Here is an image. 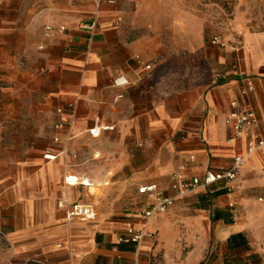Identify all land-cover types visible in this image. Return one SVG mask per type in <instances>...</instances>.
Listing matches in <instances>:
<instances>
[{"label": "crops", "instance_id": "1", "mask_svg": "<svg viewBox=\"0 0 264 264\" xmlns=\"http://www.w3.org/2000/svg\"><path fill=\"white\" fill-rule=\"evenodd\" d=\"M13 1L8 19H3L0 27L15 33L17 0ZM131 1L93 0L85 15L78 12L80 6L73 0H63L58 6L64 11L53 20L57 31L44 38L57 54L53 60L58 76L54 145L36 149L44 152V157L37 153L6 170L0 169V230L17 258H40L46 264H145L142 257L148 254L151 243L150 251L157 242L156 229L161 228L165 236L166 213L187 201L197 206L195 212L201 222L213 219L217 223L218 234L226 242L243 234L247 226L237 222L234 208L236 213L239 208L245 211L253 220L252 228L264 219V201L259 200L264 197L261 148L247 158L232 194L223 182L201 186L149 222L154 240L147 238L139 246L119 241L129 227L146 224L142 214L152 202L139 192L141 186L154 183L167 196H174L172 174L181 172L189 179L203 177L209 169L230 168L236 155L247 153L250 134L231 141L233 131L226 118L233 109L232 101L241 105L245 102L240 94V74L255 73L252 54L256 38L240 32L234 42L226 40L227 48L218 47L217 66L222 72L186 87L165 83L152 70L150 61L173 27V15L167 13L168 19H161L164 16L158 15L160 10H154L161 8L160 0H150L154 3L152 10L145 8L146 0H137L142 7L130 12L124 5L130 6ZM48 21L41 16L38 26ZM259 75L251 76L256 88L250 100L264 135V72ZM120 78L128 83L116 86ZM119 94L124 96L115 103ZM15 99L16 91L0 90V108H11ZM59 122L71 126L57 130ZM107 126L113 129L103 130ZM94 128L102 129L99 137L92 135ZM100 138L110 165L104 186L116 178L109 193L119 191V195L99 201L102 207L98 220L99 205L82 197L97 195L103 183L94 170L79 168L78 162L101 156L100 149L91 147ZM48 151L56 157L47 159ZM66 176L86 178L90 184L69 185ZM62 198L94 204L96 218L69 220L58 206ZM215 214L223 217L216 220ZM2 239L4 236H0V244Z\"/></svg>", "mask_w": 264, "mask_h": 264}, {"label": "rangeland", "instance_id": "2", "mask_svg": "<svg viewBox=\"0 0 264 264\" xmlns=\"http://www.w3.org/2000/svg\"><path fill=\"white\" fill-rule=\"evenodd\" d=\"M132 0L125 9L135 12L142 7L141 2ZM161 8H154L164 16L173 15V27L168 29L161 43L158 55L151 59L152 70L165 83L186 87L199 80L215 76L222 69L217 66L220 49L211 44L214 36L234 42L237 35L255 37L256 46L252 54V77H261L264 72V0H160ZM80 6L78 12L88 14V6L93 0H73ZM144 6L152 10L154 3L146 0ZM63 0H17L16 32L0 27V90L16 91V99L11 108H0V169H8L15 163L29 159L39 153L37 148H51L53 126L57 119L54 93L58 76L53 60L56 52L45 38V27L52 25L57 31L54 19L60 18ZM13 0H0V22L7 20ZM82 8V9H81ZM12 13V11H11ZM50 19L38 26V19ZM12 19V15H11ZM2 24V23H0ZM227 42V41H226ZM258 71V72H257ZM96 139L94 145L101 150V156L82 160L80 167L94 170L103 183L95 196L82 199L95 202L104 197L119 195L109 193L115 179L109 186L107 171L110 167L105 154L103 140ZM108 193V194H107ZM260 200V199H259ZM263 202V201H261ZM188 203V204H187ZM197 206L189 203L172 208L164 218V233L157 230V242L152 243L149 252L142 257L145 264H264V219L255 223L243 209H237V222L244 223V237L247 246L232 245L218 234V225L212 219L201 222ZM250 226V227H249ZM242 243V241L240 240ZM251 242V245L249 244ZM154 243V242H153ZM12 245L5 236L0 244V264H11L17 258L11 253ZM20 264H44L40 258H25Z\"/></svg>", "mask_w": 264, "mask_h": 264}, {"label": "built area", "instance_id": "3", "mask_svg": "<svg viewBox=\"0 0 264 264\" xmlns=\"http://www.w3.org/2000/svg\"><path fill=\"white\" fill-rule=\"evenodd\" d=\"M111 2H113V0H111ZM53 31L54 27L52 25L46 26V37H52ZM211 44L219 48H227V43L221 36H214L211 40ZM136 59L140 61L139 56H137ZM147 68H150V66H147ZM240 81V94L245 98V102L241 105L237 100L232 101L231 106L233 109L226 118V124H228L233 131V137L231 138V141L233 142H236L247 134H250L247 153L236 155L230 168L226 170L209 169L203 177H194L189 179L181 172L172 174L170 182L171 187L175 192L174 196H167L164 191L154 183L141 186L139 188V192L146 194L148 199L152 202L151 206H145L142 214L146 224L140 228L129 227L126 233L119 238L121 243H135L139 246L147 238L154 240L156 235L149 230V222L158 214L167 212L172 206H174L178 199L194 193L201 186L208 187L218 182H223L229 194H232L236 190L235 181L239 177L241 168L245 164L247 158L259 149L264 148V135L259 131L260 118L252 101L250 100V95L256 88L255 81L251 76L246 75L243 72L240 74ZM127 83L128 81L123 80L122 78L115 81L116 86L126 85ZM123 96V94L117 95L114 102L117 103L123 98ZM58 112L63 113V110L59 109ZM70 126L71 123L65 124L64 122H59L55 127L57 130H62L69 128ZM110 129H113V127L107 126L103 128V130ZM101 131V128H94L91 130V133L93 136L99 137ZM55 141H60L59 136L55 138ZM62 154H65V151H62ZM45 157L47 159H54L56 156L48 151ZM65 180L69 185L82 183L88 186L90 184L88 179L85 178L80 180L79 177L76 176H66ZM259 199L260 201H264V197H260ZM58 206L60 209L66 211L69 220H73L75 218L94 220L97 216L96 208L94 204L91 203H72L68 198H62L58 201ZM233 210V216H236L237 214L235 208ZM0 236L5 237L6 234L0 230ZM59 246L62 247L63 244H59ZM11 264L20 263L14 261ZM44 264H46V262H44Z\"/></svg>", "mask_w": 264, "mask_h": 264}, {"label": "trees", "instance_id": "4", "mask_svg": "<svg viewBox=\"0 0 264 264\" xmlns=\"http://www.w3.org/2000/svg\"><path fill=\"white\" fill-rule=\"evenodd\" d=\"M223 216L220 214H215L214 216V219L218 220V219H221ZM226 222L228 223H232L231 220H226ZM240 240L242 241V243L240 242ZM234 246V245H238L239 247H243V246H247V242L245 241V237L242 233H238L234 236H232L230 239H229V246ZM200 264H206V261H202Z\"/></svg>", "mask_w": 264, "mask_h": 264}]
</instances>
